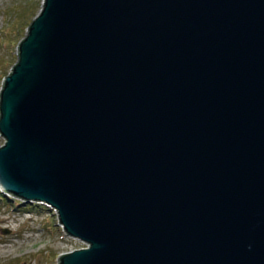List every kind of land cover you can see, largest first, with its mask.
I'll return each mask as SVG.
<instances>
[{
  "label": "water",
  "instance_id": "95a60500",
  "mask_svg": "<svg viewBox=\"0 0 264 264\" xmlns=\"http://www.w3.org/2000/svg\"><path fill=\"white\" fill-rule=\"evenodd\" d=\"M0 90V186L88 243L59 264H264V0H44Z\"/></svg>",
  "mask_w": 264,
  "mask_h": 264
},
{
  "label": "rangeland",
  "instance_id": "374dc122",
  "mask_svg": "<svg viewBox=\"0 0 264 264\" xmlns=\"http://www.w3.org/2000/svg\"><path fill=\"white\" fill-rule=\"evenodd\" d=\"M44 0H0V90L18 56V40L37 15ZM5 138L0 133V145ZM0 198V264H59V255L86 246V241L69 235L57 211L44 202H22Z\"/></svg>",
  "mask_w": 264,
  "mask_h": 264
},
{
  "label": "trees",
  "instance_id": "16d2710c",
  "mask_svg": "<svg viewBox=\"0 0 264 264\" xmlns=\"http://www.w3.org/2000/svg\"><path fill=\"white\" fill-rule=\"evenodd\" d=\"M30 22H31V20L28 22V24H27V28L29 27ZM24 36H25V35H24ZM24 36H23V37H24ZM23 37H21V38L18 40V43H17L18 45H19V43L21 42V40L23 39ZM17 59H18V56H17ZM16 61H17V60H16ZM16 61H15V62H16ZM13 64H14V63H13ZM13 64H12V66H13ZM12 66H11V67H12ZM11 70H12V69H11ZM11 70H10V71H11ZM5 75H6V73L4 74V76H5ZM4 76H3V77H4ZM2 79H3V78H2ZM2 86H3V81H2ZM7 197H8V196H6L4 193H0V198H1V199H6ZM17 203H22V201H21V200H18ZM60 255H61V254H60Z\"/></svg>",
  "mask_w": 264,
  "mask_h": 264
},
{
  "label": "built area",
  "instance_id": "2783aa9c",
  "mask_svg": "<svg viewBox=\"0 0 264 264\" xmlns=\"http://www.w3.org/2000/svg\"><path fill=\"white\" fill-rule=\"evenodd\" d=\"M86 244H88V243H86Z\"/></svg>",
  "mask_w": 264,
  "mask_h": 264
}]
</instances>
